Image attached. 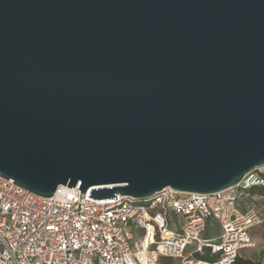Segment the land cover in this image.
<instances>
[{"label": "water", "instance_id": "water-1", "mask_svg": "<svg viewBox=\"0 0 264 264\" xmlns=\"http://www.w3.org/2000/svg\"><path fill=\"white\" fill-rule=\"evenodd\" d=\"M262 164L264 0H0L2 178L144 199Z\"/></svg>", "mask_w": 264, "mask_h": 264}, {"label": "built area", "instance_id": "built-area-1", "mask_svg": "<svg viewBox=\"0 0 264 264\" xmlns=\"http://www.w3.org/2000/svg\"><path fill=\"white\" fill-rule=\"evenodd\" d=\"M255 187L264 188V164L212 194L164 188L144 199L117 194L102 201L67 186L40 197L0 176V264H233L254 247L249 230L262 223L238 207ZM171 215L184 219L177 229ZM209 220L219 225L216 239H202Z\"/></svg>", "mask_w": 264, "mask_h": 264}, {"label": "crops", "instance_id": "crops-1", "mask_svg": "<svg viewBox=\"0 0 264 264\" xmlns=\"http://www.w3.org/2000/svg\"><path fill=\"white\" fill-rule=\"evenodd\" d=\"M238 207L241 211L253 210L262 220V223L249 230L254 247L243 249L239 252L237 260H250L253 263L264 264V188L255 187L247 191L238 199ZM170 227L177 229L183 222L182 217L171 215L169 217ZM220 233L219 225L209 220L202 239H216ZM141 231L134 229V236L137 237ZM171 261V259L160 258Z\"/></svg>", "mask_w": 264, "mask_h": 264}, {"label": "trees", "instance_id": "trees-1", "mask_svg": "<svg viewBox=\"0 0 264 264\" xmlns=\"http://www.w3.org/2000/svg\"><path fill=\"white\" fill-rule=\"evenodd\" d=\"M238 257V256H237ZM197 258H202V259H206V260H213L212 258L210 257H207V256H199L197 255ZM233 264H257V263H253L252 261L250 260H237V258L235 259V261L233 262Z\"/></svg>", "mask_w": 264, "mask_h": 264}, {"label": "rangeland", "instance_id": "rangeland-1", "mask_svg": "<svg viewBox=\"0 0 264 264\" xmlns=\"http://www.w3.org/2000/svg\"><path fill=\"white\" fill-rule=\"evenodd\" d=\"M176 260H165V259H159L156 264H175Z\"/></svg>", "mask_w": 264, "mask_h": 264}]
</instances>
